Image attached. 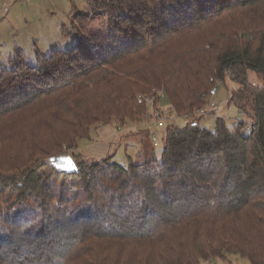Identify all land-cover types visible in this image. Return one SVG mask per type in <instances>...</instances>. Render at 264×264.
<instances>
[{"label":"trees","instance_id":"16d2710c","mask_svg":"<svg viewBox=\"0 0 264 264\" xmlns=\"http://www.w3.org/2000/svg\"><path fill=\"white\" fill-rule=\"evenodd\" d=\"M86 8L69 15L76 31H62L71 47L38 52L36 65L20 54L0 73V264L233 255L264 264V0H87ZM215 87L242 119L217 114ZM157 91L179 115L211 110L215 129L201 119L169 124L160 159L146 143L158 134L146 130L128 166L78 150L105 125L143 123L149 107L139 96ZM71 151L78 171L59 172L52 158Z\"/></svg>","mask_w":264,"mask_h":264},{"label":"rangeland","instance_id":"374dc122","mask_svg":"<svg viewBox=\"0 0 264 264\" xmlns=\"http://www.w3.org/2000/svg\"><path fill=\"white\" fill-rule=\"evenodd\" d=\"M86 5L87 0H0V73L4 68L10 66V62L19 61L18 56L20 54L23 55L27 64L36 65L38 52L47 57L55 49L65 50L71 47L74 39L64 36L62 31L65 27L70 31L74 29L70 25L71 22L68 21L69 15L75 11V8L79 11H86ZM251 79H254V77L251 76ZM230 88L235 89L233 86ZM163 93L167 98L166 93L164 91ZM21 94L23 93H13L15 96H20ZM3 96H6V94ZM227 99L228 93L226 89L221 88L210 101L216 107L217 114L224 118L230 116L232 120L227 119L228 123L233 124L237 119H242L241 113L233 105L230 107L225 106L223 103ZM167 103H161L160 106L157 104L152 112L154 113L156 109H161L163 116H166L169 111V103L168 105ZM150 108L151 106H149L143 123L127 126L122 130L117 129L115 123L105 125L98 130L92 131L89 139L82 140L78 150L85 157L92 158L94 162L96 160L102 161L104 157L111 154L115 162L128 166L131 162L137 161L141 149L138 143L143 138H146L145 131L147 130L153 134H158L154 143L153 141L150 142L148 138L146 143L149 152L155 151L157 159H160L163 151L164 130L168 126L165 129L155 126V122L149 118V114H151L149 112ZM198 111L195 110L193 113ZM206 113V116L199 117L201 119L200 123L203 127L213 131L216 123L215 117L210 115L212 113L211 110ZM184 116L186 115L178 117L181 127L189 123ZM169 122L170 120H167V123ZM106 126H111L112 131L108 134L110 139L101 134L102 129ZM56 129L62 132L60 128L56 127ZM142 130L144 132H141ZM74 152L77 151H71L69 155ZM142 156L143 154L139 158L140 161L143 160ZM205 264L251 263L246 258L233 255L227 260L218 259Z\"/></svg>","mask_w":264,"mask_h":264},{"label":"built area","instance_id":"2783aa9c","mask_svg":"<svg viewBox=\"0 0 264 264\" xmlns=\"http://www.w3.org/2000/svg\"><path fill=\"white\" fill-rule=\"evenodd\" d=\"M216 92H217V87H215L213 89L212 96L215 95ZM157 98H159V99H157ZM139 99L143 100L146 104H148V107L151 106V108L149 110V112H151V114H149V118H151V120L155 122L154 125L157 126L158 128L165 129L169 124L175 125V126H180L179 119H178V117L180 115H178L172 109V107L170 105H168L167 98H166L165 94L163 93V91H157V92H155V95H151V96H139ZM161 103H167V105L169 107V111L167 113V114H169L168 116H167V114H166V116L165 115L163 116V111L161 109L160 110L156 109L154 113L152 112L153 108L157 104H159V106H160ZM170 114H171V116H170ZM204 115L206 116L207 113L205 111L199 110L198 112H195L192 114L190 113V114L184 116V118L190 123L191 121L200 119ZM167 120H170V122L167 123ZM156 140H157V137L155 136L154 141H156Z\"/></svg>","mask_w":264,"mask_h":264},{"label":"water","instance_id":"95a60500","mask_svg":"<svg viewBox=\"0 0 264 264\" xmlns=\"http://www.w3.org/2000/svg\"><path fill=\"white\" fill-rule=\"evenodd\" d=\"M51 162L59 172L73 174L78 171L73 155L54 157Z\"/></svg>","mask_w":264,"mask_h":264},{"label":"crops","instance_id":"0c3cea01","mask_svg":"<svg viewBox=\"0 0 264 264\" xmlns=\"http://www.w3.org/2000/svg\"><path fill=\"white\" fill-rule=\"evenodd\" d=\"M111 131H112V130H111V126H106L105 128L102 129L101 134H104L106 138L108 137V139H110V137H109L108 134H109ZM111 137H112V136H111Z\"/></svg>","mask_w":264,"mask_h":264}]
</instances>
